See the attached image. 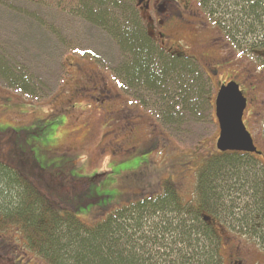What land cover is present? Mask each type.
<instances>
[{"label": "rangeland", "instance_id": "374dc122", "mask_svg": "<svg viewBox=\"0 0 264 264\" xmlns=\"http://www.w3.org/2000/svg\"><path fill=\"white\" fill-rule=\"evenodd\" d=\"M163 3L164 22L181 11L174 0ZM152 4L155 0L140 10L149 33L155 37L164 31V47L196 58L215 83L235 72L246 82L252 75L248 69L261 70L252 57L228 45L197 0L193 14L172 15L163 27ZM56 5L0 0V55L7 65L26 71L39 93L26 95L0 76V161L35 180L89 224L144 194L160 192L169 177L191 200L201 160L219 151L218 124L206 121L205 114L174 133L160 119L152 96L130 90L114 73L122 60L116 42ZM261 89L264 105V83ZM247 120L264 150V140ZM229 210L216 222L224 264H264V233L250 236L233 218L225 219ZM0 264L47 263L29 252L12 228L0 235Z\"/></svg>", "mask_w": 264, "mask_h": 264}, {"label": "trees", "instance_id": "16d2710c", "mask_svg": "<svg viewBox=\"0 0 264 264\" xmlns=\"http://www.w3.org/2000/svg\"><path fill=\"white\" fill-rule=\"evenodd\" d=\"M30 1L57 4L104 30L122 57L114 73L130 90L152 96L174 133L205 114L214 123L212 78L196 58L153 37L134 0ZM197 1L215 28L224 24L226 36L238 39L241 52H248L252 35L264 34V0ZM6 61L0 55L7 86L39 97L26 71ZM40 186L0 161V235L15 228L28 251L47 264H224L216 222L229 208L225 219L233 218L250 236L264 233V167L249 153L207 152L191 200L169 177L160 192L122 204L91 224Z\"/></svg>", "mask_w": 264, "mask_h": 264}, {"label": "flooded vegetation", "instance_id": "af4514ba", "mask_svg": "<svg viewBox=\"0 0 264 264\" xmlns=\"http://www.w3.org/2000/svg\"><path fill=\"white\" fill-rule=\"evenodd\" d=\"M151 1L152 0H147L146 2H144L143 4H139V8L141 11H143L144 9H149L151 7ZM193 0H174V2H176L177 6L180 7L181 11L178 10V15L177 14H171V16H167L166 20L164 22V20L162 19V17L165 15L164 13H166V8L163 6L165 2V0H155V5L157 6V12H158V17L159 20L158 22H160V26L163 27V25L169 24V20H171L170 17H172V15H175L177 17H181L183 14H187V13H194L195 10H193V4H192ZM148 4V8L145 7V5ZM163 4V5H162ZM181 13V14H179ZM167 21V22H166ZM224 24H222L220 30L221 33V37L227 41L228 45L230 47L235 48L237 51H239V43H238V39L236 37H233V41L231 40V38L226 36V32L224 30ZM155 37H157L156 35H158L161 44L164 46L165 41L164 38L166 37V33L164 31H158L156 34H154ZM234 36V35H233ZM250 47L248 48V52H246V50H243L241 55L244 56H250L252 57L255 61V64L261 68L260 71H251L250 69H248V72L252 73V75H249L247 78V81H244L245 76H243V78L240 77L238 72H235V75H232L230 77H226L223 80H219V82H214V92H213V109L212 112L214 114V123H217L219 126V122L218 119L215 118V99L217 96V92L219 90V88L224 85L229 83L230 81H235L239 84L241 91L243 92L244 96L247 99V106L246 109L244 111V115H243V121L247 127V129L249 130V132L251 133L254 143L257 146L258 150L261 151V154L258 153H249V155H251L252 157H254L255 159H258L260 161V163L263 165L264 167V150L260 149L258 147V145L256 144V139H257V135L255 134V132L253 133L250 128H249V122H248V117H250L253 121V125L255 127V130L258 131V137L261 140H264V105H263V101H259V94H262V83H264V34L261 35H252L250 38V43H249ZM232 48V49H233ZM234 50V49H233ZM203 67V65H202ZM203 69L205 70V68L203 67ZM207 72V71H206ZM216 73V71L214 72ZM207 74L210 76V74L207 72ZM258 79H255L257 77H259ZM211 77V76H210ZM212 78V77H211ZM213 80V79H212ZM260 80V81H257ZM96 82V81H95ZM97 85V82H96ZM260 89V90H259ZM216 90V91H215ZM134 149H136V147L134 146ZM245 153V152H244Z\"/></svg>", "mask_w": 264, "mask_h": 264}, {"label": "water", "instance_id": "95a60500", "mask_svg": "<svg viewBox=\"0 0 264 264\" xmlns=\"http://www.w3.org/2000/svg\"><path fill=\"white\" fill-rule=\"evenodd\" d=\"M147 0H139L143 4ZM148 8V4L145 5ZM247 106V99L235 81L222 85L215 99V114L219 122V137L216 147L220 152L238 151L258 153L253 137L247 129L243 115ZM210 221V216H205Z\"/></svg>", "mask_w": 264, "mask_h": 264}]
</instances>
